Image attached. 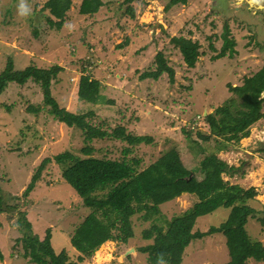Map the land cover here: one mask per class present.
I'll list each match as a JSON object with an SVG mask.
<instances>
[{
  "label": "rangeland",
  "instance_id": "rangeland-1",
  "mask_svg": "<svg viewBox=\"0 0 264 264\" xmlns=\"http://www.w3.org/2000/svg\"><path fill=\"white\" fill-rule=\"evenodd\" d=\"M72 1L66 22L58 29L48 21L55 18L45 6L47 0H0V74L9 58L19 71L59 65L64 70L52 80L51 91L61 108L79 115L95 111V116L88 118L95 128L111 132L123 126L129 133L153 141L134 146L113 138L88 141L81 129L54 117L51 106L44 103L40 83H10L0 96V189L8 196L5 203L11 209L0 212V248L5 255L0 264H31L17 253L23 250V245L17 244L23 238L18 205L27 207L34 234L44 238L52 228L55 250L66 249L71 260H78L80 252L72 246L71 235L91 211L66 182L63 168L54 158L66 151L85 158L83 149L87 147L94 149L91 157L95 158L140 159L141 171L163 160L171 175L194 169L202 179L199 168L204 167L207 177L230 180L245 189L254 187L258 196L249 204L257 214L246 228L254 240L264 243V118L251 127L249 137L236 144L235 150L217 151L214 143H204L208 152L199 157L195 155L197 144L191 147L192 138L185 131L194 130L193 139L197 127L209 134L205 116L226 104L232 96L229 85L242 86L245 79L264 68V0H248L252 8L244 4L240 12L235 7L242 0H188L172 7L168 6L170 0H103L105 5L92 16L80 13L83 0ZM21 4L30 10L28 16L19 14ZM225 35L235 42L236 53L215 60ZM175 37L200 44L195 68L186 65L173 42ZM159 52L175 69V78L162 74L158 79H143L145 73L157 69ZM83 75L100 81L102 96L114 103L81 100L78 92ZM30 105L40 111L29 112ZM199 146L203 148V143ZM127 148L129 153H125ZM212 155L216 161L208 159ZM46 158L53 160L25 199V189ZM222 163L227 170L222 169ZM233 166L232 179L228 171ZM196 201L197 197L187 193L161 205L160 213L149 220L143 218L145 212L137 213L132 217L134 238L126 243L105 242L83 264H149L148 255L139 249L154 240L145 239L144 231L153 224L167 227L168 221L183 215ZM230 212L221 207L200 217L194 232L219 226ZM226 241L222 233L193 240L182 264L228 263L231 257ZM249 264L264 262L253 259Z\"/></svg>",
  "mask_w": 264,
  "mask_h": 264
},
{
  "label": "trees",
  "instance_id": "trees-1",
  "mask_svg": "<svg viewBox=\"0 0 264 264\" xmlns=\"http://www.w3.org/2000/svg\"><path fill=\"white\" fill-rule=\"evenodd\" d=\"M133 1L127 0L128 3ZM187 2L188 0H170L168 6L187 4ZM104 5L103 0H83L79 11L82 15L92 16L97 14ZM45 6L55 18H49V23L52 27L60 29L66 22L67 13L71 10L73 1L47 0ZM129 12L134 13L132 7L129 8ZM173 42L179 47L186 65L189 68H195L201 55L200 44L186 37H175ZM234 48L235 42L225 35L224 46L215 60L229 55L234 57ZM228 52L231 53L228 55ZM155 63L157 69L152 73H145L142 76L143 79L149 77L158 79L162 74L175 78L176 71L168 64L163 52L157 54ZM63 70V67L55 65L48 69L29 66L19 71L15 69L13 59L9 58L6 68L0 74V96L10 83L24 85L29 81H36L41 84L44 103L51 106L54 117L69 127L81 129L88 141L96 138H113L131 146L150 144L153 141L151 137L129 133L123 126L111 132L95 128L88 120L89 117L95 116V111L79 115L61 108L52 95L51 86L52 80ZM229 87L232 96L226 104L205 116L210 127L209 134L197 127L196 140L192 137L194 130H185L189 138H192L191 147L195 144L198 146L195 153L197 157L201 153L208 152L204 143H214L217 151L235 150L236 144L249 137L251 127L264 118V68L256 76L245 79L242 86L229 85ZM101 93L100 81L90 75L81 77L78 92L81 100L93 104L114 103V101H107ZM28 111L36 113L40 111V107L30 105ZM201 143L203 148L199 146ZM93 151L92 147L83 149L87 155L85 158L75 156L69 151L54 158L63 168L66 182L76 190L85 206L91 211L71 235L72 246L80 252L78 260H71L66 249L61 252L55 250L52 243V228L46 231L44 238L33 233L31 223L28 221L27 207L24 205L15 207L20 212L18 223L23 233V238L17 240V244L23 245V250L17 251L19 257L28 259L31 264H83L93 257L105 242L121 240L126 243L134 238L132 221L134 215L145 212L143 218L149 220L160 213L161 205L188 193L197 197L192 208L172 221H168L167 227L153 224L150 229L144 231L145 239L154 240L152 244L139 249L148 255L149 264H158L160 258L163 264H182L186 249L193 240L217 233H222L227 240L231 259L226 264H248L253 259L264 262V243L254 240L246 228L249 219L257 214V210L249 204L258 196V191L254 187L245 189L238 184H233L230 180L207 177V170L204 167L199 168L202 179H199L200 176L194 169L188 170L187 173L171 175L163 160H158L141 171L140 159L118 161L95 158L91 157ZM129 152V148L125 149V153ZM208 159L216 161L213 155ZM52 160L46 158L37 168L24 191L25 199H28L36 188L43 171ZM221 167L227 170L224 163ZM235 168L233 166L228 171L231 178L235 174L233 173ZM191 174H193L192 177H190ZM0 181L2 182L1 178ZM4 195L6 194L0 189V212L9 213L11 209L5 203L8 196ZM221 207L231 210L226 221L219 226H211L206 232H194L200 217L210 215ZM14 248L16 250L17 246L14 245ZM4 259L5 255L0 248V261Z\"/></svg>",
  "mask_w": 264,
  "mask_h": 264
},
{
  "label": "clouds",
  "instance_id": "clouds-1",
  "mask_svg": "<svg viewBox=\"0 0 264 264\" xmlns=\"http://www.w3.org/2000/svg\"><path fill=\"white\" fill-rule=\"evenodd\" d=\"M29 11L30 10L25 5H23V4L20 5L19 14L21 16H28ZM158 264H163L162 258L159 259Z\"/></svg>",
  "mask_w": 264,
  "mask_h": 264
},
{
  "label": "flooded vegetation",
  "instance_id": "flooded-vegetation-1",
  "mask_svg": "<svg viewBox=\"0 0 264 264\" xmlns=\"http://www.w3.org/2000/svg\"><path fill=\"white\" fill-rule=\"evenodd\" d=\"M243 2L241 3V5H239V6H237V7H235V10H237V12H240L241 11V9H242V5H244V4H247L246 6H249L250 8H252V6L253 5H251L249 2H247L248 0H242ZM240 1L238 0V3H239ZM256 7V6H255ZM259 7V6H258ZM253 12H251V14H252ZM248 18H249V16H248ZM246 19V18H245ZM258 33V32H257Z\"/></svg>",
  "mask_w": 264,
  "mask_h": 264
},
{
  "label": "crops",
  "instance_id": "crops-1",
  "mask_svg": "<svg viewBox=\"0 0 264 264\" xmlns=\"http://www.w3.org/2000/svg\"><path fill=\"white\" fill-rule=\"evenodd\" d=\"M256 216H254V218H255ZM249 223V222H248ZM250 262V261H249ZM249 264V263H248Z\"/></svg>",
  "mask_w": 264,
  "mask_h": 264
},
{
  "label": "water",
  "instance_id": "water-1",
  "mask_svg": "<svg viewBox=\"0 0 264 264\" xmlns=\"http://www.w3.org/2000/svg\"><path fill=\"white\" fill-rule=\"evenodd\" d=\"M249 3H250V1H249ZM251 4V3H250ZM260 8H262V7H260ZM264 8V7H263Z\"/></svg>",
  "mask_w": 264,
  "mask_h": 264
},
{
  "label": "bare ground",
  "instance_id": "bare-ground-1",
  "mask_svg": "<svg viewBox=\"0 0 264 264\" xmlns=\"http://www.w3.org/2000/svg\"><path fill=\"white\" fill-rule=\"evenodd\" d=\"M253 4V3H252ZM258 6V5H257Z\"/></svg>",
  "mask_w": 264,
  "mask_h": 264
}]
</instances>
